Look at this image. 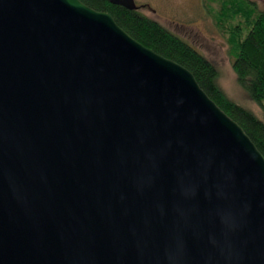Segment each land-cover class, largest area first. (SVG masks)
Instances as JSON below:
<instances>
[{
  "label": "water",
  "instance_id": "1",
  "mask_svg": "<svg viewBox=\"0 0 264 264\" xmlns=\"http://www.w3.org/2000/svg\"><path fill=\"white\" fill-rule=\"evenodd\" d=\"M0 264H264V157L107 12L0 0Z\"/></svg>",
  "mask_w": 264,
  "mask_h": 264
},
{
  "label": "trees",
  "instance_id": "2",
  "mask_svg": "<svg viewBox=\"0 0 264 264\" xmlns=\"http://www.w3.org/2000/svg\"><path fill=\"white\" fill-rule=\"evenodd\" d=\"M97 11L107 12L116 24L134 40L158 55L187 69L205 94L234 120L264 157V118L232 101L217 84L215 65L157 21L137 10L107 0H80ZM215 21L229 33L232 70L246 96L262 106L264 102V12L248 0H221Z\"/></svg>",
  "mask_w": 264,
  "mask_h": 264
},
{
  "label": "rangeland",
  "instance_id": "3",
  "mask_svg": "<svg viewBox=\"0 0 264 264\" xmlns=\"http://www.w3.org/2000/svg\"><path fill=\"white\" fill-rule=\"evenodd\" d=\"M264 12V0H248ZM138 12L157 21L212 62L218 71L217 84L232 101L264 118L262 106L251 101L236 81L229 51V33L215 21L221 0H134Z\"/></svg>",
  "mask_w": 264,
  "mask_h": 264
}]
</instances>
